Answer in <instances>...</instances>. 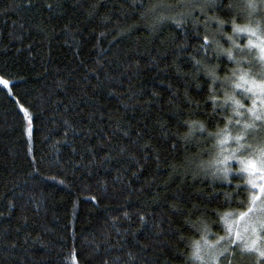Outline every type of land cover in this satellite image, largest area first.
Wrapping results in <instances>:
<instances>
[{"label": "trees", "instance_id": "obj_1", "mask_svg": "<svg viewBox=\"0 0 264 264\" xmlns=\"http://www.w3.org/2000/svg\"><path fill=\"white\" fill-rule=\"evenodd\" d=\"M249 35L262 0H0V264H264L217 162L256 159Z\"/></svg>", "mask_w": 264, "mask_h": 264}, {"label": "snow or ice", "instance_id": "obj_2", "mask_svg": "<svg viewBox=\"0 0 264 264\" xmlns=\"http://www.w3.org/2000/svg\"><path fill=\"white\" fill-rule=\"evenodd\" d=\"M262 3H264V0H262ZM249 7L254 8L255 4L250 3ZM234 30L242 31V29H239V28H234ZM251 34L253 36L256 35L255 32H252ZM204 40H205V45H207V42H208L207 37H205ZM249 45L251 47L259 48L260 51L262 53H264V40H261V42L258 44H253L252 41H249ZM229 58L230 59L232 58L231 53H229ZM262 59H264V57H262ZM197 63H199V61H197ZM258 74L262 77V79L259 82L255 81V80L251 81V86L248 87L247 89H245V91L246 92H252L254 89H259V93L261 95H264V65H262L261 71ZM239 78H240V80L245 81V83H249V81L245 80L244 75H241ZM4 83H7V82L4 81ZM236 87L240 88L242 86L240 84H237ZM253 103H255V101H253ZM262 103H264V101H262ZM240 107H244V106L240 105ZM249 111H251V110H249ZM254 120H260L261 121L260 131H264V116L255 115ZM229 123H231V121H229ZM236 123L239 124L240 121L237 120ZM249 129H251L254 133L257 131L254 123L253 124H245L243 126V130L245 133H247ZM246 138L247 137L245 135H236L235 137L231 138V141H234L237 144L239 149L249 151L255 155L256 161H252V160H249L247 162L241 161V163H243L245 165L244 171L248 172L249 175H251L253 177L259 178V182H257L255 179L249 180V184L251 185V187L259 192V195H255L251 198V203L255 204L257 201H259L261 204H264V138H262L261 146H259V147H253L252 144L245 145L243 143V141H245ZM229 142L230 141H228V140H221L219 143L221 145H224V144L229 143ZM217 162L218 163H226V159L225 160H218ZM257 162H258V164H257ZM225 171H227V170L225 169ZM252 211H253L252 208L248 209V212H252ZM260 211H261V213H264V208H261ZM243 215H247V213H245ZM259 223H260L261 228H264V220L259 221ZM236 236H237V238H239V233H236ZM221 239H224V238L221 237ZM261 255H264V253H261ZM196 256H197V258H200L198 245H197Z\"/></svg>", "mask_w": 264, "mask_h": 264}, {"label": "rangeland", "instance_id": "obj_3", "mask_svg": "<svg viewBox=\"0 0 264 264\" xmlns=\"http://www.w3.org/2000/svg\"><path fill=\"white\" fill-rule=\"evenodd\" d=\"M263 7H264V3H263ZM246 31L252 33L249 30H246ZM261 39L262 38L258 39V38H253L252 36H250V40L249 41H252L253 44H258V43L261 42ZM259 52L262 55V57H264V53H262L260 51V49H259ZM262 61L263 62H261V63H263L262 65H264V59ZM241 84H242V88L243 89H247L248 87L251 86V82H249V83H241ZM247 96L250 97V100H251V103L250 104L251 105L248 107V110H247V114H248L249 118H247V122L245 124H253L254 123L255 124V128L257 129V131L254 133L251 129H249L248 132L245 133L244 130H243L242 131L243 134L247 137L246 140L243 141V143L245 145L252 144L253 147H259V146H261V140H262V138H264V131H260V129H261V121L260 120H254V116L255 115L264 116V103H262V101H264V95H261L259 93V89H254L251 93H247ZM253 101H255V103H253ZM249 110H251V111H249ZM245 124H242V125L244 126ZM243 134H241V135H243ZM236 135L237 134L233 135L232 137H235ZM230 144L232 146L233 145L237 146V144L234 141H231ZM239 151H245V150L238 149V152ZM226 153H227V151H226ZM232 153L233 154H232L231 160H229V158H228V159H226V163H222V164L225 165V167H226L225 169H228L229 163L230 164L232 163L231 165H235L236 168L238 167L237 170H239V171H241V172L244 173V175L246 176V180H247L248 183H249V180H253V179H255L257 182H259V178L258 177H253V176L249 175L248 172L244 171L245 165L243 163H241V161H244V162H247L249 160L256 161V159H253V158L240 159V158H238V157H236L234 155L235 152H232ZM224 156H225V154H222L221 157L223 158ZM222 160H225V158H223ZM226 164H228V165L226 166ZM257 164H258V162H257ZM229 226H230V224H229ZM246 227H249V225L246 226ZM243 233L244 234L246 233V228L245 227H243ZM250 250L252 251L253 249L251 248Z\"/></svg>", "mask_w": 264, "mask_h": 264}]
</instances>
